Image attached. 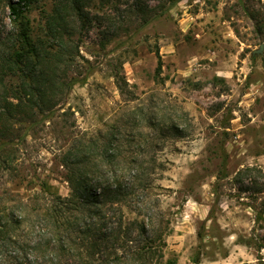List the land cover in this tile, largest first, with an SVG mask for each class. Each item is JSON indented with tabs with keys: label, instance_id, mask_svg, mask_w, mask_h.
<instances>
[{
	"label": "rangeland",
	"instance_id": "obj_1",
	"mask_svg": "<svg viewBox=\"0 0 264 264\" xmlns=\"http://www.w3.org/2000/svg\"><path fill=\"white\" fill-rule=\"evenodd\" d=\"M8 1L0 0V52L18 29ZM53 3L29 8L34 37ZM88 9L92 22L75 36L81 56L64 75L79 80L60 107L18 123L19 138L0 148V196L27 197L42 181L66 195L69 145L87 144L91 172L114 147L124 178L142 166L167 188L153 190L172 221L167 259L264 264V0H94ZM14 233L21 241V226Z\"/></svg>",
	"mask_w": 264,
	"mask_h": 264
},
{
	"label": "trees",
	"instance_id": "obj_2",
	"mask_svg": "<svg viewBox=\"0 0 264 264\" xmlns=\"http://www.w3.org/2000/svg\"><path fill=\"white\" fill-rule=\"evenodd\" d=\"M37 1H8L13 27L18 29L3 37L0 52V148L19 138L18 123L60 107L63 90L79 80L73 75L66 80L64 75L81 56L77 24L82 29L92 22L88 8L94 0H54L45 14L42 35L34 37L28 12ZM99 1L106 5L116 0ZM134 7L145 14L139 3ZM86 145L75 141L63 153L66 195L42 181L27 197L0 196V260H9L7 264H177L165 254L172 221L158 204L160 194L153 192L154 187L167 188L146 180L142 166L124 178L127 168L112 165L114 147L103 151L104 164L91 172ZM12 161L5 156L2 169L10 170ZM13 201L21 208L17 214L6 205ZM20 226L21 241L14 233ZM193 262L202 264L200 257Z\"/></svg>",
	"mask_w": 264,
	"mask_h": 264
}]
</instances>
